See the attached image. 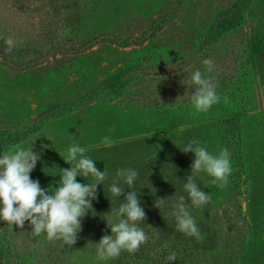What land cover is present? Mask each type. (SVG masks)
Instances as JSON below:
<instances>
[{"label":"rangeland","instance_id":"rangeland-1","mask_svg":"<svg viewBox=\"0 0 264 264\" xmlns=\"http://www.w3.org/2000/svg\"><path fill=\"white\" fill-rule=\"evenodd\" d=\"M0 37L13 41L8 51L0 39V154L18 144L33 148L40 159L30 176L45 189L58 186L60 168L71 167L61 155L72 144L106 169L74 245L33 236L29 221L21 229L0 220V264H264L256 69L264 0H0ZM196 70L213 79L221 97L207 112L191 104ZM193 139L213 154L227 148L233 169L223 189L197 174L211 196L200 208L183 188L195 154L178 147ZM122 168L139 173L132 190L149 239L135 254L99 261L95 243L111 235L104 216L115 222L111 207L124 202L109 192ZM181 196L199 241L175 230L171 213ZM160 197L166 204L158 209Z\"/></svg>","mask_w":264,"mask_h":264},{"label":"clouds","instance_id":"clouds-1","mask_svg":"<svg viewBox=\"0 0 264 264\" xmlns=\"http://www.w3.org/2000/svg\"><path fill=\"white\" fill-rule=\"evenodd\" d=\"M11 50V38H3ZM208 72L215 70L211 58L202 61ZM191 83L195 86L191 95V104L196 112H207L221 97L216 92V84L211 77H206L200 70L191 74ZM225 102H227L225 98ZM113 129H109V132ZM103 142L110 143V137H103ZM178 146V145H177ZM184 153L192 152L195 159L191 164V174L187 175L184 190L188 193L191 205L200 208L207 205L211 199L209 192L202 190L196 183V176L201 172L212 177L211 183L223 189L232 173L231 154L227 148L218 154L207 150L198 140H190L183 146H178ZM88 149L79 144H72L66 155H61L70 168H60L58 186L45 189L38 179L31 178L30 173L35 169L40 154L21 145L0 154V220L8 224L24 228L25 222L31 225V234L39 236L47 234L49 241L62 240L72 246L76 243L78 233L82 229V218L92 209V201L97 198V187L106 179V169L100 171L94 159L87 155ZM138 171L117 169L112 178L109 192L113 196H123L124 202L118 208L111 207V214L116 218L113 222L107 216V227L111 235L105 233L96 244V258L99 261L116 259L122 251L135 254L141 245L147 243L149 236L140 222L146 221L147 214L141 205L136 191L132 190L138 178ZM84 177L87 183H81L77 177ZM92 181L89 182L88 178ZM126 184L128 191L120 187ZM166 204V197L155 200L156 208L161 209ZM175 218V230L189 237L202 239L200 229L194 216L185 203L183 196L173 205L171 213ZM165 218V217H164ZM177 259V253L171 252L167 260Z\"/></svg>","mask_w":264,"mask_h":264},{"label":"crops","instance_id":"crops-1","mask_svg":"<svg viewBox=\"0 0 264 264\" xmlns=\"http://www.w3.org/2000/svg\"><path fill=\"white\" fill-rule=\"evenodd\" d=\"M257 78H258V113L261 120L263 135H264V51H261L258 57L257 65Z\"/></svg>","mask_w":264,"mask_h":264}]
</instances>
